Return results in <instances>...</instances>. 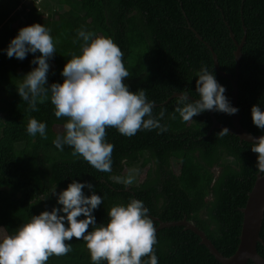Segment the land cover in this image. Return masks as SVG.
Returning <instances> with one entry per match:
<instances>
[{"label": "trees", "instance_id": "trees-1", "mask_svg": "<svg viewBox=\"0 0 264 264\" xmlns=\"http://www.w3.org/2000/svg\"><path fill=\"white\" fill-rule=\"evenodd\" d=\"M20 2L0 0V50L20 27L43 24L50 29L56 50L49 61L48 82H62L66 60L79 54L78 28L111 37L124 53L122 63L129 76L123 82L130 91L145 90L155 102L153 115L164 112L161 123L167 131L138 130L124 136L115 127H106L105 139L114 145L111 171H98L74 156L71 146L54 147L52 140L64 131L66 118L55 117L50 101L38 103L37 110L31 111L18 96L21 77L35 67L30 63L34 54L20 60L0 51V238L13 234L32 215L58 206L51 195L54 186L59 192L76 179L93 184L92 190L83 189L86 195L95 191L103 196L94 210L97 224L107 222L111 206L136 198L148 208L154 227L155 218L186 217L219 252L231 255L239 242L241 208L260 172L258 154L251 151V141L232 133L220 135V128H211L207 110L183 121L175 113L173 93L194 95L196 74L204 65L214 72L230 100L231 83L213 68L207 44L219 68L234 74V40L245 34L236 105L240 124L254 134L264 133L253 124L250 113L254 104L264 108V0H55L47 11L35 6V0ZM213 114L221 124H232L231 115ZM30 117L46 123L45 137L27 133ZM130 168L137 176L127 185L123 179ZM156 237L158 264H222L183 225L164 226ZM260 237L256 249L264 257V215ZM66 243L71 244V252L52 255L45 264H92L82 239L73 237Z\"/></svg>", "mask_w": 264, "mask_h": 264}, {"label": "clouds", "instance_id": "clouds-1", "mask_svg": "<svg viewBox=\"0 0 264 264\" xmlns=\"http://www.w3.org/2000/svg\"><path fill=\"white\" fill-rule=\"evenodd\" d=\"M77 38L79 54L73 53L66 60L60 72L62 82H48L49 61L56 50L50 29L43 24L20 27L0 51L20 60L34 54L30 63L35 67L21 77L16 92L31 111L37 110L38 103L50 101L55 117L66 118L64 131L52 140L54 147L63 150V146H71L74 156L98 171L110 172L114 145L105 139L106 127H115L124 136L138 130L166 132L167 125L161 123L164 112L153 115L155 102L147 98L145 90L130 91L123 82L129 76L122 63L124 53L111 37L96 35L81 26ZM225 92L214 72L201 65L194 95L179 92L175 113L183 121L193 120L206 110L237 113L238 107L232 105ZM250 113L253 124L264 130V108L254 104ZM26 131L31 136L45 137L46 123L30 117ZM227 133L226 127L219 132ZM250 148L258 154L256 168L264 173V135L256 137ZM132 171L123 179L124 184L133 183ZM84 188L92 190L94 186L72 179L57 192L55 185L51 195L58 206L32 215L13 234L0 238V264H45L52 255L71 252V244L66 241L73 237L85 242L92 264H158L156 229L144 202L132 198L127 204H114L107 211V222L97 224L94 210L102 204L103 196L95 191L86 195Z\"/></svg>", "mask_w": 264, "mask_h": 264}, {"label": "water", "instance_id": "water-1", "mask_svg": "<svg viewBox=\"0 0 264 264\" xmlns=\"http://www.w3.org/2000/svg\"><path fill=\"white\" fill-rule=\"evenodd\" d=\"M196 37L201 39L200 35L195 33ZM229 35L234 38V34L229 30ZM245 39V34L241 37L240 41L234 40L235 49L233 51L234 61H235V70L234 74L225 72L219 68L217 56L213 51L212 47L207 44L208 49L211 51L213 59V68L216 72L224 77H227L231 83V96L230 101L233 106L237 107V91H238V69H239V60L242 55L241 47ZM173 95H178V92L173 93ZM211 117V128L217 127L221 130L227 128L229 133L235 134L240 139L255 142V138L264 135L263 134H254L250 132L247 128H244L240 124L241 113L237 112L231 115V125L221 124L213 114V111L207 110ZM242 212V222L239 233V242L237 244L234 252L225 256L217 250L211 240L206 236L203 230L197 227L193 222L188 220L186 217H183L179 220L171 221H162L158 218V224L155 226L156 231L164 226L170 225H183L184 228L192 230L200 238V243L204 244L209 252L222 264H246L248 260L252 261L255 264H264V257H262L256 249V245L261 241L260 229L262 225L263 215H264V173H257L255 181L252 185V188L248 192L246 202L241 208Z\"/></svg>", "mask_w": 264, "mask_h": 264}, {"label": "rangeland", "instance_id": "rangeland-1", "mask_svg": "<svg viewBox=\"0 0 264 264\" xmlns=\"http://www.w3.org/2000/svg\"><path fill=\"white\" fill-rule=\"evenodd\" d=\"M41 5H39L40 6V8L42 9V10H44V11H47V10H49L50 9V4L51 3H55V0H41ZM55 6V5H54ZM130 170H133L132 171V175L133 176H137V172H136V170L135 169H133V168H130ZM130 170L128 171V174H129V172H130ZM138 176H140L139 174H138Z\"/></svg>", "mask_w": 264, "mask_h": 264}, {"label": "bare ground", "instance_id": "bare-ground-1", "mask_svg": "<svg viewBox=\"0 0 264 264\" xmlns=\"http://www.w3.org/2000/svg\"><path fill=\"white\" fill-rule=\"evenodd\" d=\"M25 1H26V0H25ZM25 1H24V2L21 1V2H20V5H21L22 3H25ZM41 3H42V2H40L39 4H38V3H35V6L41 5ZM33 4H34V2H33ZM20 5H19V6H20Z\"/></svg>", "mask_w": 264, "mask_h": 264}, {"label": "built area", "instance_id": "built-area-1", "mask_svg": "<svg viewBox=\"0 0 264 264\" xmlns=\"http://www.w3.org/2000/svg\"><path fill=\"white\" fill-rule=\"evenodd\" d=\"M21 1H23V2H24L25 0H21ZM39 1H40V0H35V2H34V3H39Z\"/></svg>", "mask_w": 264, "mask_h": 264}]
</instances>
